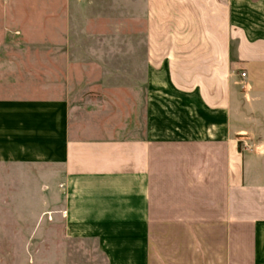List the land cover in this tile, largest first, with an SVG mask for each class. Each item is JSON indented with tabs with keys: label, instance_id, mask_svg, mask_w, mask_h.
I'll use <instances>...</instances> for the list:
<instances>
[{
	"label": "crops",
	"instance_id": "0c3cea01",
	"mask_svg": "<svg viewBox=\"0 0 264 264\" xmlns=\"http://www.w3.org/2000/svg\"><path fill=\"white\" fill-rule=\"evenodd\" d=\"M0 163L111 264H264V0H0Z\"/></svg>",
	"mask_w": 264,
	"mask_h": 264
},
{
	"label": "rangeland",
	"instance_id": "374dc122",
	"mask_svg": "<svg viewBox=\"0 0 264 264\" xmlns=\"http://www.w3.org/2000/svg\"><path fill=\"white\" fill-rule=\"evenodd\" d=\"M128 30L125 42L131 43L141 27L131 24ZM89 72L99 78L98 70ZM82 75L80 82L86 80ZM89 89L101 97L100 85ZM107 90L102 94L115 97L117 86ZM124 92L132 99L131 87ZM51 186L32 167L0 163V264H111L92 241L68 236L60 214L63 197Z\"/></svg>",
	"mask_w": 264,
	"mask_h": 264
},
{
	"label": "built area",
	"instance_id": "2783aa9c",
	"mask_svg": "<svg viewBox=\"0 0 264 264\" xmlns=\"http://www.w3.org/2000/svg\"><path fill=\"white\" fill-rule=\"evenodd\" d=\"M242 77H245V74H241ZM242 146L244 149H246L247 151H251V148L248 146V144H246L245 142H241Z\"/></svg>",
	"mask_w": 264,
	"mask_h": 264
}]
</instances>
